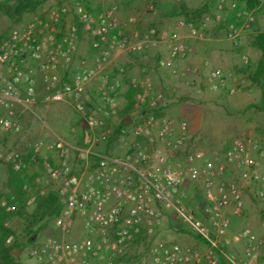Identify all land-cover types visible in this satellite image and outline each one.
I'll return each mask as SVG.
<instances>
[{
	"label": "built area",
	"instance_id": "built-area-1",
	"mask_svg": "<svg viewBox=\"0 0 264 264\" xmlns=\"http://www.w3.org/2000/svg\"><path fill=\"white\" fill-rule=\"evenodd\" d=\"M16 2L0 0V6ZM258 2L261 5L264 0ZM216 8L234 11L237 3L216 0ZM157 9L156 0H150L146 10ZM255 9L236 12L238 25L230 23L226 27L229 41L236 44L252 26ZM69 11L64 6L51 8L41 18H34L0 40V136L20 130L18 108L40 120L32 109L38 103L71 106L83 133L82 145L54 135V142L45 149L55 153L56 166L46 156L40 157L41 144H35L27 159L18 150H0V162L13 171H24L27 164L40 159L50 177L62 178L56 189L60 210L55 219L62 237H49L32 248L30 255L35 264H60L75 258L81 259L78 264H114L113 256L125 242L139 235L142 226L156 223L157 216L165 211H171L181 227L204 239L208 249L202 253L157 241L147 249L151 264H264V233L257 235L241 229L230 239L241 245L240 257L235 249L225 250L230 243V219L224 211L231 207L235 215H240L244 202L241 187L235 181H217L228 168L241 169L240 180L257 186L256 198L264 205V150L256 140L247 136L233 141L218 164L214 151L188 152L175 165L171 164L169 157L187 144L188 126L183 120L157 115L167 105L165 93L149 79L133 83L132 108L140 120L119 132L115 131L119 122L110 121L125 73L122 67L116 73L109 70V56L112 52L144 54L151 38L168 44V51L156 60V65L167 69L180 85L197 91L227 88L223 68L211 67L208 60L202 65L180 62L193 53V48L182 40L178 30L187 25L195 35L196 29L178 20L177 29L170 33L150 28L139 37L134 18L119 21L114 8L93 14L76 1V21L62 31V17ZM83 31L88 33L95 52L91 61L77 57ZM243 64H248L246 58ZM91 84L94 100L87 94ZM125 137H130V143L124 156L111 153L108 146ZM74 159L82 167L77 174L73 173ZM186 178L198 182L203 189L206 204L202 214L208 224L182 203ZM33 200L30 196L26 204ZM76 220H81L86 236L69 241ZM261 226L264 228V220ZM259 255L263 256L260 261Z\"/></svg>",
	"mask_w": 264,
	"mask_h": 264
},
{
	"label": "rangeland",
	"instance_id": "rangeland-1",
	"mask_svg": "<svg viewBox=\"0 0 264 264\" xmlns=\"http://www.w3.org/2000/svg\"><path fill=\"white\" fill-rule=\"evenodd\" d=\"M76 1H83L91 13L114 8L119 21H124L130 17L134 18V29L138 31L139 37H142L150 28L158 27L156 21L150 20V15L161 9L162 0H156L158 9L154 12L146 10L150 0H86L85 2L84 0H46L35 11H26L20 15L13 11L9 14L0 11V40L12 30L23 27L34 18H41L44 11L63 6L70 10L67 15L62 17L60 24V29L66 30L71 23L76 21L73 12V5ZM169 3L172 5L165 7L163 12L176 11V14L170 17L172 30L177 29L175 27L177 20H182L186 24L189 23L197 31L193 35L191 28L187 25L178 30L182 40L193 48V53L184 60L188 58L189 61L191 58L200 61L206 59L211 67H221L225 71H229L227 88L223 91H209L204 88L197 91L180 85L171 77L167 69L159 68L156 65V60L167 52V47L165 44L159 43L158 40L151 38L144 54L112 52L109 56L111 60L109 70L116 73V69L122 67L125 73L121 80L122 89L120 88L121 90H119L115 100V112L110 121L116 124L126 118L124 106L127 99L125 96L128 88L133 87V83L145 79L152 82V78L156 76L157 81L154 79L155 82L152 83L155 88L161 89L165 93L167 103L160 114L175 120H183L188 126L187 144L180 152L169 157L171 164L175 165L188 152L192 151L217 152L214 161L218 164L221 162L222 154L233 141L247 136L256 140L264 150V112L250 107L252 104H258L260 100L259 87L251 81L250 76L260 55L259 51L253 47L252 42L257 33L264 32V3L255 9V22L241 34L236 44L226 38L225 23L230 13L228 10H217L215 1L170 0ZM78 54V59L82 58L87 61H91L93 57V54L90 53L89 35L84 31L80 34ZM244 58L248 60L246 65L243 64ZM247 65H250V68ZM90 97L94 100V94ZM59 106L63 107L62 110L56 108ZM32 109L40 120L44 121L45 125L30 112L18 108L20 130L0 136L1 151L18 150L27 159L35 144H41L40 157L46 156L50 159V157L55 156V153L46 150L45 147L54 142V134L63 139H72L76 144L83 141L82 127L71 106L64 103L48 106L39 103ZM71 129H74V132H71ZM129 143L130 137L118 138L108 147L111 153L124 156ZM27 168V175L34 172L37 174L40 183L34 182L31 189L30 196L34 197L33 202L26 204L23 208H16L15 214L7 221V226L13 231V235L7 244L9 246L14 243L23 245L21 250L12 248L15 264H35V259L30 255L32 248L39 246L49 237H62L55 226L57 215L44 212L43 202L41 199L38 201L36 199L40 196L43 197L49 186L62 184V178L54 180L45 172L42 163L39 161L29 163ZM72 168L73 173L77 174L82 167L80 162L74 159ZM8 171L9 168L0 162V198L2 200H5L10 194L7 185ZM240 172L241 169L230 167L217 181H235L241 187L244 206L240 216L242 215L243 221L238 231L249 229L259 235L261 234L264 205L256 198L257 186L253 183L244 184L240 180ZM182 192L184 206L208 224V220L202 214L206 200L201 185L186 178L183 181ZM231 216L237 215L232 212ZM227 217L229 218V216ZM173 218L174 214L171 211H165L157 216V222L152 226H142L141 233L126 241L121 251L114 254L113 263L151 264L148 260L147 249L157 241L179 244L183 248L206 252L207 246L202 249V242L191 234L180 231L181 226ZM170 222H174L176 226H171ZM238 231L227 232L230 243L225 250L229 252L235 249L238 257H240L239 244L230 240ZM30 233H34L32 243L27 242ZM85 236L86 232L83 230L81 220H76L68 240L78 241ZM97 261L99 262V260H91V262ZM80 262L81 259L75 258L60 264H78Z\"/></svg>",
	"mask_w": 264,
	"mask_h": 264
},
{
	"label": "trees",
	"instance_id": "trees-1",
	"mask_svg": "<svg viewBox=\"0 0 264 264\" xmlns=\"http://www.w3.org/2000/svg\"><path fill=\"white\" fill-rule=\"evenodd\" d=\"M46 0H17V2L12 5H1L0 11H3L5 14H9L11 11H13L15 14L20 15L26 11H35L38 7H40ZM86 0H84L85 2ZM216 3V0H213ZM237 3V8L234 11H229L230 15L225 23V28L230 23H236V12L238 10H244V11H251L255 8H258L260 6L258 0H234ZM83 6L85 7V3L81 1ZM86 10L91 12V10L88 7H85ZM99 11L94 12L93 14H97ZM237 24V23H236ZM238 25V24H237ZM253 47H255L260 55L255 63L254 70L250 76L251 81L255 83L260 90V100L258 104H252L250 107L256 108L261 112H264V32H259L256 34L253 42ZM248 68H250V65H247ZM135 93L134 87L130 86L126 93V99H127V106L124 111L125 116L129 117L131 120V112L133 111L132 105H133V95ZM158 116H161V114H157ZM125 118L119 121L117 124L115 131L119 132L123 128H128L129 125H124L123 121ZM132 121V120H131ZM83 141L78 142V145H82ZM110 144V143H109ZM39 162L41 160L39 159ZM7 185L10 189V194L7 196L5 200H2L0 198V264H15V258L12 253V248L21 250L23 245L14 243L12 245L7 244V240L13 235V231L7 226V221L15 214L14 211H16V208H23L26 206V203L31 195V189L34 184V179L30 180L27 178L26 174H24V171L16 172L9 168L8 171V178H7ZM37 201L41 199V201L44 204V212H49L51 215H58L59 214V204H58V198L56 192H50L47 193L43 197H37ZM9 208V209H8ZM263 220H264V213ZM171 226H176L174 222H170ZM180 231L184 233L191 234L196 239H198L200 242L206 244L205 240L202 239L200 236L193 234L192 232L188 230H184L182 227L179 228ZM34 239V233L29 234V238L27 239V242L32 243ZM223 264L224 261H222Z\"/></svg>",
	"mask_w": 264,
	"mask_h": 264
},
{
	"label": "crops",
	"instance_id": "crops-1",
	"mask_svg": "<svg viewBox=\"0 0 264 264\" xmlns=\"http://www.w3.org/2000/svg\"><path fill=\"white\" fill-rule=\"evenodd\" d=\"M168 1H170V0H162V2H161V9L159 10V11H157V13H155V14H151L150 15V20L151 21H156V23H157V28L158 29H160V30H163V31H165V32H167V33H170V32H172V31H174V30H172V28L170 27V17L171 16H173V15H175L176 14V11L175 10H172V11H169V12H163L164 10V8L165 7H167V6H171L172 4L171 3H169L168 4ZM178 21V20H177ZM175 27L177 28V26H176V23H175ZM159 43H162V42H159ZM163 44H165L166 45V47H167V51H168V44H166V43H164L163 42ZM90 53L91 54H93L94 55V51L91 49V47H90ZM79 55V54H78ZM78 55H77V57H78ZM90 55V54H89ZM206 60V59H205ZM204 60H198V59H194L193 60V58H191V60L189 61V58L188 59H186V60H181L180 62L181 63H193V64H198V65H202V62H203ZM110 64H111V60H110ZM113 67V66H112ZM204 68H202V71H204L203 70ZM226 72V76L227 75H229V71H225ZM154 76V75H153ZM154 79L157 81V77L156 76H154V78H152V82H155L154 81ZM133 81V80H132ZM93 84H91V85H89L88 87H87V94L89 95V96H91V95H93L94 94V86H92ZM122 89V88H121ZM120 89V90H121ZM39 104V103H38ZM67 105V104H66ZM126 106H127V103L125 104V106H124V110L126 109ZM56 108H58L59 110H62V108L63 107H61V106H59V107H56ZM162 112V111H161ZM160 112V113H161ZM130 116H131V123H136V122H138L139 120H140V117H139V113L138 112H136V111H132L131 112V114H130ZM72 132V131H71ZM55 135V134H54ZM57 135V134H56ZM59 136V135H58ZM81 136H83V133H82V131H81ZM61 137V136H60ZM67 140V139H66ZM71 140V142H74L72 139H70ZM69 140V141H70ZM75 143V142H74ZM48 160H50L52 163H53V165H57V159H56V156H52V157H50V159L48 158ZM29 164H27V166H28ZM27 167H26V169L24 170V174H26V176H27V178H29L30 180H33L34 179V182L36 183V184H39L40 182H39V178H38V176H37V174H35L34 172L31 174V175H27ZM54 179V178H53ZM54 180H56V179H54ZM59 186H61V184H58V185H52V186H49L47 189H46V191H45V195L47 194V193H50V192H56V189H57V187H59ZM44 195V196H45ZM232 208L231 207H229V208H227L225 211H224V213H225V215H227V216H229V219H230V227H229V229H228V232L230 231H232L233 232V230H235V231H238V228H239V226H240V224H242V215L240 216V215H237V216H234V217H232L231 216V214H232ZM242 217V218H241ZM262 233H264V228L262 227L261 228V234ZM260 235V234H259ZM203 244V248L202 249H204V248H206V245L204 244V243H202ZM239 246H240V250L238 251V252H240V254L242 253V248H241V245L239 244ZM263 259V256L262 255H259L258 257H257V260L258 261H260V260H262Z\"/></svg>",
	"mask_w": 264,
	"mask_h": 264
},
{
	"label": "water",
	"instance_id": "water-1",
	"mask_svg": "<svg viewBox=\"0 0 264 264\" xmlns=\"http://www.w3.org/2000/svg\"><path fill=\"white\" fill-rule=\"evenodd\" d=\"M131 123V120L129 117H126L125 120L123 121L124 125H129Z\"/></svg>",
	"mask_w": 264,
	"mask_h": 264
}]
</instances>
